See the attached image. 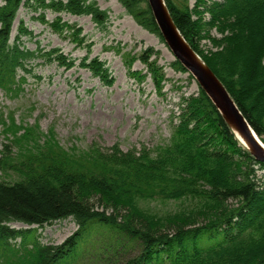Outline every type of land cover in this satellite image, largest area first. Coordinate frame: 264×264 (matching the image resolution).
<instances>
[{"label":"trees","instance_id":"1","mask_svg":"<svg viewBox=\"0 0 264 264\" xmlns=\"http://www.w3.org/2000/svg\"><path fill=\"white\" fill-rule=\"evenodd\" d=\"M119 1L140 25L160 34L147 0ZM31 3L55 12L89 15L100 30L106 29L110 20L97 0H0V89L10 96L24 90L29 76L39 78L32 62H57L66 69L76 66L75 59L58 47L46 49L40 41L35 49L24 45L23 38L32 39L34 33L23 20L12 39L19 9ZM196 3L190 9L187 0H166L184 38L264 141V0ZM202 3L210 15L204 24L221 34L211 38L216 50L210 54L197 44L201 27L193 19V14L204 12L198 9ZM40 19L47 22L43 15ZM50 25L56 31L70 32L76 42L83 41L81 30L59 16ZM203 37L210 38L207 30ZM89 55L82 58L81 67L103 84L113 85L115 78L108 65ZM142 59L161 91V73L150 55ZM134 62L126 57L128 74L143 81V71L132 70ZM176 65L183 69L178 62ZM187 104L169 142L154 149L142 146L125 151L118 144L104 147L92 143L75 154L58 147L55 140L40 142L39 138L30 148H19L18 153L5 144L0 172L13 178L0 177V264H74L91 243L101 249L100 258L106 262L118 258L124 247L137 246L139 251L124 264H264V178L256 179L251 167L258 163L264 168V163L241 144L203 89ZM26 132L16 138L25 141ZM214 138L215 146L207 148L206 141ZM154 200H189L191 214L205 212L208 220L200 225L174 226L171 231L153 229V223L136 224L138 216L153 222L160 217L165 221L174 216L191 218L187 209L163 217L142 204ZM117 205L129 209L132 217L120 221L114 208ZM66 218H72L78 229L63 243L44 244L37 237V228ZM16 222L30 228H16L12 225ZM98 232L111 236L110 243L99 241L94 236L102 235Z\"/></svg>","mask_w":264,"mask_h":264},{"label":"rangeland","instance_id":"2","mask_svg":"<svg viewBox=\"0 0 264 264\" xmlns=\"http://www.w3.org/2000/svg\"><path fill=\"white\" fill-rule=\"evenodd\" d=\"M173 1L180 3L185 0ZM187 1L190 9L197 4V0ZM205 1L209 3L218 0ZM97 4L109 14L110 20L106 29L100 30L89 15L55 12L37 8L32 3L28 6L22 5L19 9L12 39L17 35L23 20L34 33L32 39L23 38L24 45L35 49L40 41L41 46L46 49L58 47L65 55L75 59L76 66L66 69L57 62L44 63L37 60L32 62V67L39 78L29 76L24 90L21 87L22 91L18 95L10 96L0 89V154L5 144L7 148H13L19 153V148L28 149L39 138L40 142L55 140L58 147L75 154L87 150L92 143L104 147L118 144L126 151L142 146L154 149L169 142L180 115L188 110L187 101L198 96L202 87L190 70L174 55L159 27V35L145 29L119 0H97ZM144 4L142 2V6L146 7ZM146 4L149 5L148 1ZM204 7L202 3L198 9L204 11ZM42 15L47 22L40 19ZM58 16L67 25L81 30L82 42H76L70 32L56 31L50 25ZM193 19L198 20V27H201L197 44L206 54H210V51L216 50L211 38L221 37V34L216 28H208L204 24L210 19L209 12L204 11L201 16L193 14ZM205 30L210 38L203 37ZM88 53L89 57H98L108 65L115 78L113 85L103 84L88 69L81 67V60ZM149 55L150 61L154 62L162 75L161 91L156 87L150 72H147V66L142 59V56ZM126 57L135 59L132 70L143 71L141 75L146 77L143 81L129 76ZM176 62L183 69L178 68ZM26 130V140L21 142L16 137ZM232 132L234 133L233 130ZM258 137L264 143L259 135ZM214 139L211 142L206 141L207 148L215 146L217 139ZM246 150L249 151L247 148ZM251 167L256 170V179L262 181L264 168L258 163ZM0 177L13 178L2 172ZM94 201L97 207L102 208L97 200ZM142 204L159 216L170 217V212L175 214L187 209L191 217L185 218L189 221L181 220V216H174L166 221L160 217L156 218L158 221L154 218L153 222L134 215L137 217L134 222L142 227L153 223V229L171 231L174 226L188 223H191L189 226L200 225L208 220L205 218L207 215H203L205 212L191 214L189 200H154ZM114 208L120 221L133 215L125 206L117 205ZM178 220L180 221L177 222ZM12 225L16 228H30L18 222ZM77 229V223L72 218H66L37 228L36 233L42 243L57 245L67 240ZM98 233L102 235L94 236L104 244L112 240L111 236ZM17 241L20 242L19 239ZM85 247L82 256L74 264H124L139 251L137 246L124 247L117 255L118 258L106 262L100 258V248H95L94 243L86 244Z\"/></svg>","mask_w":264,"mask_h":264},{"label":"water","instance_id":"3","mask_svg":"<svg viewBox=\"0 0 264 264\" xmlns=\"http://www.w3.org/2000/svg\"><path fill=\"white\" fill-rule=\"evenodd\" d=\"M147 1L161 33L174 55L194 75L229 126L231 127L229 122L232 121L234 123L238 132L234 133L240 141H247L249 145L247 149L251 155L256 160L264 162V143L245 119L220 79L190 44L186 42L177 26L173 24V19L171 20L169 16V10L166 8L164 0Z\"/></svg>","mask_w":264,"mask_h":264},{"label":"bare ground","instance_id":"4","mask_svg":"<svg viewBox=\"0 0 264 264\" xmlns=\"http://www.w3.org/2000/svg\"><path fill=\"white\" fill-rule=\"evenodd\" d=\"M164 2H165V0H164ZM165 5H166V2H165ZM166 8H168L167 7V5H166ZM168 10H169V8H168ZM169 16H170V18H171V20L173 19V17H172V15H171V13H170V10H169ZM172 22H173V24L174 25H176V23H175V21H174V19L172 20ZM177 26V25H176ZM178 28V27H177ZM179 29V28H178ZM179 31H180V29H179ZM180 33H181V31H180ZM182 34V33H181ZM183 35V34H182ZM184 37V36H183ZM186 40V39H185ZM186 42H187V40H186ZM188 43V42H187ZM201 57V56H200ZM234 100V99H233ZM246 119V118H245ZM230 123V125H231V130L233 129L234 130V132H236V133H238L236 130V127H235V125H234V123L231 121V122H229ZM229 125V124H228ZM230 127V126H229ZM237 136V135H236ZM238 138V137H237ZM239 139V138H238ZM239 141H240V139H239ZM246 148H248L249 147V145L247 144V141L246 140H242V141H240Z\"/></svg>","mask_w":264,"mask_h":264}]
</instances>
